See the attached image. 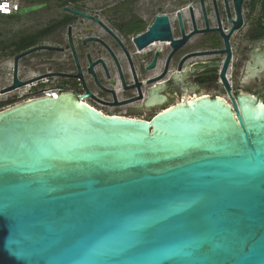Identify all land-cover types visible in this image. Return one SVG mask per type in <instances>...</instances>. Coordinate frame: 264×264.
Returning <instances> with one entry per match:
<instances>
[{
    "label": "water",
    "instance_id": "obj_1",
    "mask_svg": "<svg viewBox=\"0 0 264 264\" xmlns=\"http://www.w3.org/2000/svg\"><path fill=\"white\" fill-rule=\"evenodd\" d=\"M165 25L157 17L150 33ZM35 49L14 57L1 92L28 82L17 60ZM252 54L254 77L264 49ZM229 95L230 105L203 96L150 121L70 94L1 110L0 264H264V103Z\"/></svg>",
    "mask_w": 264,
    "mask_h": 264
},
{
    "label": "flooded vegetation",
    "instance_id": "obj_2",
    "mask_svg": "<svg viewBox=\"0 0 264 264\" xmlns=\"http://www.w3.org/2000/svg\"><path fill=\"white\" fill-rule=\"evenodd\" d=\"M97 1L39 2L44 6L35 11L44 10L43 18L14 38L28 35L33 44L6 56L11 65L0 78L4 87L12 83L14 57L36 48L18 58L17 79L28 82L2 92L9 102L55 90L101 114L143 121L203 96L222 97L230 105L229 94H246L264 103V70L253 77L252 54L264 49V34L252 0L241 1V24L229 34L223 73V34L233 26L228 13L237 18L233 0H202L203 7L200 0ZM161 16L166 25L150 33Z\"/></svg>",
    "mask_w": 264,
    "mask_h": 264
},
{
    "label": "rangeland",
    "instance_id": "obj_3",
    "mask_svg": "<svg viewBox=\"0 0 264 264\" xmlns=\"http://www.w3.org/2000/svg\"><path fill=\"white\" fill-rule=\"evenodd\" d=\"M23 1L25 2V0H20V2H23ZM47 1L51 2V0H47ZM104 1L105 0H100L97 2H104ZM177 1L179 3L187 2V0H177ZM44 14H45L44 10L37 11V12L35 11L34 13L33 12L26 13V14H23L19 20H17L15 16L13 17L0 16V67L2 68V69L0 68V78L6 72L9 71V67L11 65L10 59H8V57L10 56L11 50L10 48H6V45H5L6 42H8L12 38L14 39L20 32H23L29 29L33 25L32 21L38 22L40 19L43 18ZM1 85L2 84H0V86ZM10 94L15 95L16 92L13 91Z\"/></svg>",
    "mask_w": 264,
    "mask_h": 264
},
{
    "label": "built area",
    "instance_id": "obj_4",
    "mask_svg": "<svg viewBox=\"0 0 264 264\" xmlns=\"http://www.w3.org/2000/svg\"><path fill=\"white\" fill-rule=\"evenodd\" d=\"M255 11L257 20L261 29L264 31V0H255ZM21 7L20 0H0V16H14ZM5 85L0 86V111L17 103L16 101L9 102L8 95L1 92ZM58 92L55 90H46L44 92L36 91L30 95V98H37L43 96H57ZM21 96V95H20ZM29 98V99H30Z\"/></svg>",
    "mask_w": 264,
    "mask_h": 264
},
{
    "label": "trees",
    "instance_id": "obj_5",
    "mask_svg": "<svg viewBox=\"0 0 264 264\" xmlns=\"http://www.w3.org/2000/svg\"><path fill=\"white\" fill-rule=\"evenodd\" d=\"M44 0H25L26 4H34V3H39L42 2ZM255 0H252V5L255 8ZM8 17H13V16H8ZM258 22V26L261 29L260 25H259V21ZM264 34V31H262ZM34 39L31 36L28 35H24V36H20L18 37V39L14 40V39H10L8 42H6V48H10V54H13V51H21L22 49L26 48L27 46H30L31 44H33Z\"/></svg>",
    "mask_w": 264,
    "mask_h": 264
},
{
    "label": "bare ground",
    "instance_id": "obj_6",
    "mask_svg": "<svg viewBox=\"0 0 264 264\" xmlns=\"http://www.w3.org/2000/svg\"><path fill=\"white\" fill-rule=\"evenodd\" d=\"M222 98V97H221ZM223 99V98H222ZM191 100H194V99H190L189 101H191ZM224 100V99H223ZM173 107V106H172ZM172 107H170V108H172ZM170 108H168V109H170ZM133 119V118H132Z\"/></svg>",
    "mask_w": 264,
    "mask_h": 264
}]
</instances>
